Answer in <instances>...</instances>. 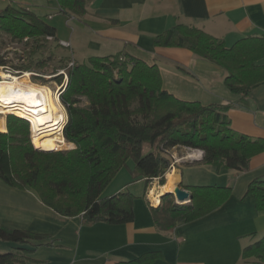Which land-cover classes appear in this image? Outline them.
<instances>
[{"label":"trees","instance_id":"16d2710c","mask_svg":"<svg viewBox=\"0 0 264 264\" xmlns=\"http://www.w3.org/2000/svg\"><path fill=\"white\" fill-rule=\"evenodd\" d=\"M90 1L59 0L60 12L79 16ZM2 36L9 44L30 47L26 64L12 66L20 72L46 75L50 61L42 58L46 37H53L48 48L61 49L54 29L34 13L10 5L0 10ZM24 38L28 42L24 43ZM1 46L5 44L1 42ZM154 46L183 48L221 68L226 74L224 85L240 103L247 101L252 88L264 83V36L243 38L227 47L201 30L175 25L156 36ZM62 59L69 61L70 57L65 54ZM4 63L0 57V65ZM66 66L61 64L58 69ZM66 73L68 82L59 100L67 114L62 137L72 149L36 150L28 123L15 116H7L6 131L0 133V181L32 191L42 205L62 217H80L87 225L131 223L135 196L120 192L102 197L117 174L128 168L129 160H133L131 180H144L148 187L153 179L164 184L172 163L169 151L176 147L200 150L204 165L239 173L248 170L252 157L264 152L263 139H251L230 128L226 116L230 105H202L175 98L162 88L158 67L141 59L90 57L86 63H74ZM53 79L60 84L62 76ZM184 190L190 196L188 204H176L168 193L161 196L156 208H150L159 231L170 232L179 224L211 214L231 193L230 188L219 186H184ZM246 196L254 199L258 212H264V179L252 180ZM46 238L0 227V240L19 246L39 245ZM18 258L8 252L0 255V264H20ZM156 258L157 253H147L119 264H151ZM242 259L247 264H264V236L243 249Z\"/></svg>","mask_w":264,"mask_h":264},{"label":"crops","instance_id":"0c3cea01","mask_svg":"<svg viewBox=\"0 0 264 264\" xmlns=\"http://www.w3.org/2000/svg\"><path fill=\"white\" fill-rule=\"evenodd\" d=\"M5 3L34 13L54 29L55 39L69 44L66 52L73 63L122 55L156 65L162 88L169 94L202 105H230L226 112L230 128L264 140V83L240 103L224 85L226 74L221 68L183 48L154 46V38L175 25L201 30L227 47L243 38L264 36V0H91L79 16L62 14L59 0ZM197 151L170 150L173 166L164 184L156 188L162 189L170 174L172 191L176 186H219L230 188V197L211 214L170 232L156 228L150 208L157 205H152L145 181L115 182L121 171L108 185L107 197L128 192L136 199L134 220L119 225H87L80 217H62L42 205L32 191L0 181V227L47 237L45 243L18 245L16 252H10L20 264H119L147 253L158 255L151 264H247L242 251L264 236V212L256 210L254 199L245 197V192L252 180L264 179V152L252 157L248 170L239 173L185 157Z\"/></svg>","mask_w":264,"mask_h":264},{"label":"bare ground","instance_id":"6f19581e","mask_svg":"<svg viewBox=\"0 0 264 264\" xmlns=\"http://www.w3.org/2000/svg\"><path fill=\"white\" fill-rule=\"evenodd\" d=\"M28 75L25 73L9 81L0 82V115L11 113L17 117L26 118L31 125L32 143L35 149L46 152L57 151L67 145L61 136L65 118L60 108L59 98L56 92L53 93L46 86L17 83L18 79H27L29 82ZM53 106L59 107V113L54 111ZM4 129V118L0 116V132ZM171 178H173L172 175H170ZM164 192H172L170 183L159 189L157 193L154 189L150 191L149 197L153 205H159L160 196Z\"/></svg>","mask_w":264,"mask_h":264},{"label":"rangeland","instance_id":"374dc122","mask_svg":"<svg viewBox=\"0 0 264 264\" xmlns=\"http://www.w3.org/2000/svg\"><path fill=\"white\" fill-rule=\"evenodd\" d=\"M5 4H6L5 1L0 0V9L5 8L6 7ZM1 42H3L5 44V46H1ZM47 42L48 43L45 45V48L46 49H45L44 55L42 56V58H47V57L50 58V61L47 64V72H46V75H42V77H40V76L37 77V76H33L32 75L33 73L23 72L22 74H19L17 76L16 75H13V76L14 77H20V76H22L25 73L31 74V75H28L29 82L27 81V79H22V80L21 79H18L17 80L18 81L17 83L18 84H21V85H24V84H33L35 86H40V87L41 86L42 87H45L46 86L48 89H50L54 93L56 91L57 86L59 87L60 84H61V83L59 84L58 82H56L53 79V78H55L54 75L59 70H62V69H58V66H60L61 64L64 65L66 63L68 65V63H70V62L73 63V61L71 59H69V61H63L62 56H65V54H67L66 48L61 47V49H60V48H57V47H53V45H51L48 48V46H49L48 44L51 43V42H49V41H47ZM0 46H1L0 47V57H2L5 54L4 56H7V58H8L7 59V62L9 60L11 61V64L9 63V65L11 67L12 66H21L22 64H26V62H27V60H26L27 53L29 52L28 50H30V47H28V46L27 47H21V46H18L16 44H9L7 38H4L3 36H2V38L0 37ZM6 50H10V51H6ZM34 58H37V55ZM125 60H127V59L125 58ZM55 69H58V70H56V73L54 75H48V74L53 73V71L55 72ZM1 77L4 78L5 76H3V74L0 72V82H3L2 79H1ZM4 81H7V80H4ZM58 98H59V96H58ZM60 106H61L60 108L63 110L64 118L66 119V122H67L66 110H65L64 106L61 104V102H60ZM53 107H54V111L57 112V113H59L58 112L59 111V107L58 106H56V107L53 106ZM12 114H14V113H12ZM0 116H2L4 118V128L5 129H4L3 132L6 131L5 122H6L7 116H15V117H17L15 114L14 115H11V113H6V114L0 115ZM17 118L22 119V120H24V121H26L28 123V125H29V132H30V140L32 142L31 125H30L29 121L26 118L25 119L24 118H20V117H17ZM66 122H65V124H66ZM64 125H63V127H64ZM0 133H2V132H0ZM61 136H62V131H61ZM180 148H183V147H180ZM60 150H69L68 143H67V145L62 146V148H60L57 151H60ZM198 152L199 151H197L196 153H193L192 152L193 153V154L191 153L192 155L185 154V157H187L189 160L193 159V160H196V161H201L202 159L201 160H198L199 158L197 159V155L199 154ZM171 159H172V157H171ZM127 165H128V168L125 167V168H123L121 170L122 173H121V175H119V177H117V179H116L115 182H118V183H126L128 181H131V170L133 168V160H129V162L127 163ZM172 166H173V164L171 163V166L170 167H172ZM166 178H167V183H169V181H170V174H167ZM164 181H165V177H164ZM150 182H151V184H150ZM150 182L148 184V187H149L148 189L149 190H147L148 196H149L150 191L153 190V189H155V191L157 190L156 193L159 191L158 188H156L159 185V180L158 179H153ZM156 182H157V184H156ZM107 187L103 190L102 197H107L108 193L110 192V190L109 191H106ZM140 187H141V191H142L143 188H144V183H142L140 185ZM159 201H160V199H159ZM174 202L176 203L175 198H174ZM188 203H176V204L182 205V204H188ZM17 247H18V245H16V244H13V243H9V242H5V241L0 240V254L7 253V252H10V251L16 252V248Z\"/></svg>","mask_w":264,"mask_h":264},{"label":"built area","instance_id":"2783aa9c","mask_svg":"<svg viewBox=\"0 0 264 264\" xmlns=\"http://www.w3.org/2000/svg\"><path fill=\"white\" fill-rule=\"evenodd\" d=\"M2 1H6V2H12L13 0H2ZM45 40L46 41H49V42H51V41H53V37L52 36H48V37H46L45 38ZM23 42L25 43V42H28V38H24L23 39ZM58 42V41H57ZM58 44H59V46L60 47H63V48H68L69 47V44L68 43H66V42H62V41H59L58 42ZM9 49V48H8ZM6 51H10V50H6ZM5 55V54H4ZM2 56V59L4 60V61H6V63H4V65H0V72L2 73V74H4L5 75V79H3V78H1L2 80H7V81H9V80H11V79H13V75H19V74H22L23 72H20V71H17V70H15L14 68H12L10 65H9V63L7 62V56ZM73 64L74 63H72V62H70V63H68V65L66 66V69H62V70H59L55 75H54V77H57V76H62L63 78H62V82H61V84H60V86L58 87L57 86V88H56V94H57V96H60V94L64 91V89H65V87H66V85H67V82H68V77H67V73H66V70H67V68H69V67H73ZM29 75H31V74H29ZM33 76H40V77H42L41 75H39V74H32ZM65 122H66V119H64V123H63V125L65 124ZM30 123V122H29ZM199 154L197 155V159L198 160H201L202 158H203V152L202 151H199L198 152Z\"/></svg>","mask_w":264,"mask_h":264},{"label":"water","instance_id":"95a60500","mask_svg":"<svg viewBox=\"0 0 264 264\" xmlns=\"http://www.w3.org/2000/svg\"><path fill=\"white\" fill-rule=\"evenodd\" d=\"M38 151H40V150H38ZM169 194L173 195V197L176 200V203H188V202H190L189 193L186 190H184V189H182V188H180L178 186H176L173 189V191L170 192Z\"/></svg>","mask_w":264,"mask_h":264}]
</instances>
